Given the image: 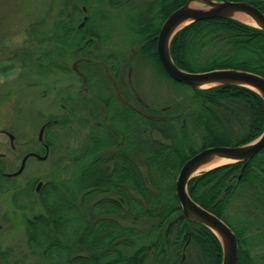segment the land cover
I'll return each instance as SVG.
<instances>
[{
  "label": "trees",
  "instance_id": "obj_1",
  "mask_svg": "<svg viewBox=\"0 0 264 264\" xmlns=\"http://www.w3.org/2000/svg\"><path fill=\"white\" fill-rule=\"evenodd\" d=\"M187 1L156 0L137 10L143 13H134L137 26L130 32L140 42L135 59L142 57L153 64L180 94L176 102L149 110L150 118L142 114L145 107L136 106L140 112L129 114L123 107V118L117 120L134 123L133 134L117 126L121 134H91L74 159L70 180L46 185L47 192L40 198L44 199V215L29 222L28 245L47 264H221L217 238L183 217L175 180L181 167L198 152L237 147L256 139L264 128V102L242 87L191 89L162 71L155 38L164 20ZM228 1L246 2L264 14V0ZM90 2L65 0L66 6L80 3L84 8ZM73 26L70 21L63 28L67 35L60 44L69 45ZM41 34H34V39L46 42L48 37ZM170 55L179 69L190 73L239 70L264 78V32L231 19L190 24L173 37ZM110 64L106 65L113 73L117 64ZM152 133L161 140L152 138ZM241 169V164L215 168L190 180L187 190L194 202L235 232L240 244L237 264H264L261 218L252 223L250 218L240 222L235 217L245 208L263 212L264 150ZM101 193L106 197L91 202ZM231 210L236 214L230 215ZM127 219L132 224L143 219L153 223L149 228L123 226L121 221ZM259 247L260 253L254 255ZM191 250L196 254L194 262Z\"/></svg>",
  "mask_w": 264,
  "mask_h": 264
},
{
  "label": "rangeland",
  "instance_id": "obj_2",
  "mask_svg": "<svg viewBox=\"0 0 264 264\" xmlns=\"http://www.w3.org/2000/svg\"><path fill=\"white\" fill-rule=\"evenodd\" d=\"M155 1L116 0L115 5H111L109 0H91L89 8H84V4L80 3L75 7L66 6L65 0H0V130L12 134L16 144H30L31 141L37 143L41 128L50 124L48 130L45 129L43 138L45 142L53 139L48 159L44 162L28 161L24 175L14 181L21 183V190H24L22 196L28 195L26 186L31 178L35 185L39 182L58 184L70 180L75 170L74 159L84 150L91 135L88 131L95 129V123H104L103 119L95 120L91 117L90 110L96 108L95 104L99 105L98 99L102 94H115L112 82L117 86L120 84L121 68L126 81L128 68L124 67L123 70V64L132 56L133 51L137 53L140 42L130 32L132 27L137 26L135 20L138 18L134 13H143L144 11L137 10ZM193 7L205 8V5L198 2ZM84 20L87 22L82 28ZM94 20H98V24L95 25ZM70 21L74 24V32L70 34L71 42L65 46L60 43L67 35L63 28ZM58 25L59 29H55ZM41 33L48 37L46 42H42L40 38L34 39V34L39 37ZM88 38L90 39L86 41ZM109 55L112 59H107L110 58ZM81 58L88 61L80 62ZM135 60H132L129 69L135 71L136 76L129 86L124 85L135 106L145 107L144 115L150 116L149 110L157 105L164 108L166 104L176 102L180 93L168 85L165 79L158 81L153 76L156 67H146L144 62L135 63ZM113 61H117L116 77L114 72L111 73L113 69L107 73L109 69L106 64ZM79 73L85 76V82ZM69 97L72 98L71 101ZM70 107L73 118H68L67 115ZM110 116L109 114L108 120L111 129L116 126L120 129L127 127L130 129L128 134H133L131 130L134 129V123H121L118 118ZM53 121L56 123L53 124ZM116 131L121 134L118 129ZM0 138L4 140L0 152L7 154V161L14 159L9 139L2 136ZM152 138L161 140L156 133H152ZM36 148L40 156L44 155L40 143ZM25 150L26 147H23L24 154ZM18 166L19 162L15 166L9 165L6 171L14 172ZM46 192L47 190L44 195ZM13 194L10 191L7 194L0 191V256L12 259L7 264H47L39 252L34 253V246L28 245V236L32 232L29 222L36 216L44 215V199H38L33 194L32 200L27 197L22 209H19L12 203ZM106 195L101 193L91 202ZM244 205V201L240 203L243 209ZM244 210L247 212L239 211L236 214L231 210L229 214H236L235 217L241 222L253 214V210ZM262 211L257 215L261 218V227H264V207ZM121 223L123 226L130 223L136 228H149L153 222L143 219L132 224L127 219ZM258 251L256 249L253 254H259ZM194 252L191 250V254L195 256L192 260H196Z\"/></svg>",
  "mask_w": 264,
  "mask_h": 264
},
{
  "label": "water",
  "instance_id": "obj_3",
  "mask_svg": "<svg viewBox=\"0 0 264 264\" xmlns=\"http://www.w3.org/2000/svg\"><path fill=\"white\" fill-rule=\"evenodd\" d=\"M198 2L203 3L205 8L193 7ZM238 17L252 21L256 28L264 32V14L244 2L188 0L182 7L172 12L161 25L156 41V55L165 74L174 82L192 89H209L220 86L248 88L256 92L264 102L263 77L252 72L239 70L190 73L179 69L170 55V43L173 37L187 25L215 19L238 20ZM263 149L264 129L257 139L248 144L237 147L205 149L189 159L178 172L175 181V196L182 214L187 220L203 225L216 235L222 248L221 264H236L238 256L236 237L222 220L200 207L190 198L187 192L188 182L207 166L221 160L228 161V163L222 165L247 163ZM26 159L24 158L22 166L13 176H17L22 172ZM38 186H41V184Z\"/></svg>",
  "mask_w": 264,
  "mask_h": 264
},
{
  "label": "flooded vegetation",
  "instance_id": "obj_4",
  "mask_svg": "<svg viewBox=\"0 0 264 264\" xmlns=\"http://www.w3.org/2000/svg\"><path fill=\"white\" fill-rule=\"evenodd\" d=\"M83 10H85V9H83ZM84 21L85 22L83 23L82 28L86 24L87 20H84ZM94 22H95V25L98 24V20H94ZM83 35L85 36V34H83ZM89 39L90 38H88L86 41H88ZM83 48H84V46H82L81 49H83ZM136 54L137 53L135 51H133L132 52V56L129 59H127V61L123 64V70H124V67L128 68V71H127L128 74H127L126 81L124 80L123 71H122V68H121L120 69V74H119V83L120 84L117 86V84L112 82V87L115 89V94H113V95L102 94L99 97V99H98L99 105L97 106L95 104L96 108L93 109V110H90L91 117H94L95 120L96 119H103L104 123L103 124H100V123L96 124L95 123V129L92 130V131H88V134H120L116 130L110 128V122L108 120V115L109 114L111 115L110 118H112V117L115 118V119L116 118H123V116L121 115L122 112L124 111L123 107H126L125 111H126L127 114H129L131 110L139 111V109L136 108V106H135V104L133 102L134 100L132 101V100L129 99V94L127 93V90H126V88L124 86V85L129 86L131 84L132 78H135V76H136V72L131 70V69H129L132 66V63H131L132 60L135 59V56H137ZM119 59H120V57H119ZM79 61L80 62H87L88 60L85 59V58L84 59L81 58V59H79ZM134 62L135 63H141V64H143V62H144V65L146 67H150V68L153 67L152 66L153 64H150L148 61H146L142 57H139ZM116 63H117V61H113L111 64L116 65ZM147 63L150 64V65H148ZM107 73H110V72L107 71ZM79 76L84 80V82L86 81L85 80V76L82 73H79ZM114 76L115 77L117 76L116 70L114 71ZM153 76L158 81H163L164 80L161 77V75L157 72V70L153 71ZM106 77H109V76L106 75ZM103 82H104V80L102 79V83ZM102 86H104V84H102ZM103 88L104 87H102V89ZM102 89H100V90H102ZM121 92H122V94H121ZM68 99L70 100L72 98L69 97ZM70 101H68V102L70 103ZM138 103L141 104L142 103L141 100L138 99ZM70 105H71V103H70ZM61 107L63 109H65L63 106H61ZM84 108L86 109L85 106H84ZM89 109H91V107H89ZM71 112H72V108L70 107V109L67 110L68 118H73L74 115H72ZM147 117L150 118V116H148V115H147ZM53 122H54L53 124L56 123L55 121H53ZM49 127H50V124H45L41 128V131L39 133V134H41V139H40V137H39L40 135H39L38 138H37V143H36V141L35 142L31 141L30 144L27 143V142H24V143L21 142L20 144H16L15 143V139H14L15 137L12 134H9V133H6V132L0 130V136L7 137L9 139L10 151L12 153H14V155H15L14 159L11 158V159H9V161H7V157H8L7 154L0 152V191H3L6 194L9 191L11 193H14L12 195V203H13V205L15 207H17L19 209H22L23 201L27 197L29 199H31V197H34L33 194H35V196L38 199H40L41 195H42V192H43V190L45 189V187L47 185V183L46 184H42L41 182L38 183V184H41V186H38V184L35 185L33 178H31L30 181L27 182V186H26L27 190H28V192H27L28 195L22 196V193L24 192V190L23 191L21 190V183L17 184L14 181L19 179V178H21L24 175V173L26 172V169H27L26 164H27L28 161L38 160L40 162H44V161H46L48 159L50 147H52V144H53L52 143L53 139L51 138L50 140H47L45 142V140L43 138V134H44V132L46 130H48ZM51 134H56V133L55 132L54 133L51 132ZM1 139L2 138H0V146L3 143V141H4V140L2 141ZM38 143L41 144L42 149L44 151V155H42V156H40L39 153H37V150H36L37 149L36 146L38 145ZM23 147H26L25 154L23 152ZM24 158H27V159L25 161L24 168H23L22 172L19 175H17V176H14V177L10 176L9 177V175H13L15 172H17L20 169V167L22 166V162H23ZM17 162H19V166H18V169L16 171H14V172H7L6 171L7 167L9 165H11V166L14 165L15 166L17 164ZM242 166L243 165H241V167ZM246 166H247V164H246ZM12 182H14V183H12ZM31 195H33V196H31ZM247 209H249V208H247ZM250 210H252V209L250 208ZM241 211L242 212H247L245 210H241ZM252 212H253V214H250V220L253 223V222H255V220L258 221V219L260 217L257 215L258 212H255V211H252ZM246 222H249V221H246ZM250 248H251V246H250ZM258 250L260 251V247L258 248ZM7 262H12V259L7 258L5 255H3V257L0 256V264H5V263L7 264Z\"/></svg>",
  "mask_w": 264,
  "mask_h": 264
},
{
  "label": "bare ground",
  "instance_id": "obj_5",
  "mask_svg": "<svg viewBox=\"0 0 264 264\" xmlns=\"http://www.w3.org/2000/svg\"><path fill=\"white\" fill-rule=\"evenodd\" d=\"M238 19H239V21L244 22L246 24L254 25V23L252 21H250V20H248L246 18L238 17ZM225 163H228V161L221 160V161H219V162H217V163H215L213 165L207 166L206 168L203 169V171H207L209 169H212V168H214L216 166H219V165H222V164H225Z\"/></svg>",
  "mask_w": 264,
  "mask_h": 264
}]
</instances>
